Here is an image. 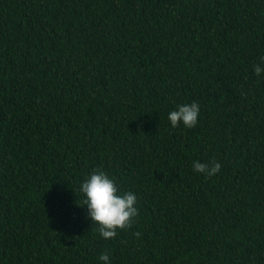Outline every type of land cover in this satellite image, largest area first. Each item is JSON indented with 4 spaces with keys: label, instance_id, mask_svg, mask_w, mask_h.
Listing matches in <instances>:
<instances>
[{
    "label": "trees",
    "instance_id": "16d2710c",
    "mask_svg": "<svg viewBox=\"0 0 264 264\" xmlns=\"http://www.w3.org/2000/svg\"><path fill=\"white\" fill-rule=\"evenodd\" d=\"M261 57L264 0H0V264H264ZM96 169L137 197L113 239Z\"/></svg>",
    "mask_w": 264,
    "mask_h": 264
},
{
    "label": "clouds",
    "instance_id": "9594fccd",
    "mask_svg": "<svg viewBox=\"0 0 264 264\" xmlns=\"http://www.w3.org/2000/svg\"><path fill=\"white\" fill-rule=\"evenodd\" d=\"M261 63L253 65L257 76L264 73V57L260 58ZM200 106L197 102L178 105L176 110L168 114V120L172 127H178L182 122L186 128H194L198 122ZM193 170L213 176L220 171L219 162H211V166L199 161H193ZM80 193L83 196L81 206L87 207V216L92 224L97 226L96 231L101 238L108 240L117 235V230H125L131 227L134 217L138 215L136 208L137 197L131 191L120 193L113 178L102 170L93 172L81 183ZM134 235L139 237L140 233ZM104 264H110V257L107 252L99 256Z\"/></svg>",
    "mask_w": 264,
    "mask_h": 264
}]
</instances>
